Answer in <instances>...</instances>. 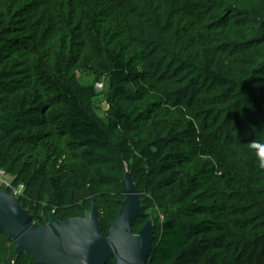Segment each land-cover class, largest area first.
Listing matches in <instances>:
<instances>
[{
	"label": "trees",
	"instance_id": "obj_1",
	"mask_svg": "<svg viewBox=\"0 0 264 264\" xmlns=\"http://www.w3.org/2000/svg\"><path fill=\"white\" fill-rule=\"evenodd\" d=\"M57 45L107 76L105 128L49 70ZM116 134L161 211L148 264H264V0H0V167L30 225L92 197L108 233L124 195L103 192L98 162ZM3 249L0 264H35Z\"/></svg>",
	"mask_w": 264,
	"mask_h": 264
},
{
	"label": "water",
	"instance_id": "obj_2",
	"mask_svg": "<svg viewBox=\"0 0 264 264\" xmlns=\"http://www.w3.org/2000/svg\"><path fill=\"white\" fill-rule=\"evenodd\" d=\"M123 200L103 235L99 226V210L90 198V209L83 216L63 220L51 211L40 226L29 223L32 215L5 189L0 188V232L15 245L13 259L28 256L35 264H148L155 238L153 220H147L134 232L135 222L145 217L144 205L129 170L120 181Z\"/></svg>",
	"mask_w": 264,
	"mask_h": 264
},
{
	"label": "rangeland",
	"instance_id": "obj_3",
	"mask_svg": "<svg viewBox=\"0 0 264 264\" xmlns=\"http://www.w3.org/2000/svg\"><path fill=\"white\" fill-rule=\"evenodd\" d=\"M54 58L52 62L47 64L49 70L56 77L67 80L72 84L75 91L79 95L82 105L86 110L105 128L106 127V115L109 108V103L106 98V93L108 90V79L103 73L102 68L99 64L91 63L86 57H82L79 62L73 60L74 53L64 52L60 46L54 48ZM20 53L14 55V60H17ZM93 62V61H92ZM11 64V63H10ZM137 70L143 71L142 63L135 65ZM149 96H155L152 92H149ZM149 102L150 98L145 96L144 103ZM121 134H116L112 136V146L100 151V160L98 167L100 171L104 173L107 178V184L104 185L103 192L107 193L112 198H119L121 194V188L119 181L122 178L123 167L129 164V167L134 163V160H125L126 157L119 155L115 149V143L119 141ZM6 147V145H5ZM127 161V162H125ZM141 171L137 170V178H142L140 176ZM145 188V184L141 186ZM117 206L108 207L101 212L103 217H106L108 223H106V228L111 223ZM253 212V211H252ZM146 216L140 221L138 228L147 220H155L158 226L162 216L161 211L158 206L151 204L149 208L145 211ZM11 243V242H10ZM10 243L5 242L3 238H0V261L6 259L8 253L4 252L9 250L12 255L13 247ZM10 246V247H9Z\"/></svg>",
	"mask_w": 264,
	"mask_h": 264
},
{
	"label": "built area",
	"instance_id": "obj_4",
	"mask_svg": "<svg viewBox=\"0 0 264 264\" xmlns=\"http://www.w3.org/2000/svg\"><path fill=\"white\" fill-rule=\"evenodd\" d=\"M0 188L5 189L16 198L22 197L25 190L24 184L22 182L15 183L13 176L2 167H0Z\"/></svg>",
	"mask_w": 264,
	"mask_h": 264
},
{
	"label": "clouds",
	"instance_id": "obj_5",
	"mask_svg": "<svg viewBox=\"0 0 264 264\" xmlns=\"http://www.w3.org/2000/svg\"><path fill=\"white\" fill-rule=\"evenodd\" d=\"M259 163H260V166L261 167H264V158H261L260 161H259Z\"/></svg>",
	"mask_w": 264,
	"mask_h": 264
}]
</instances>
